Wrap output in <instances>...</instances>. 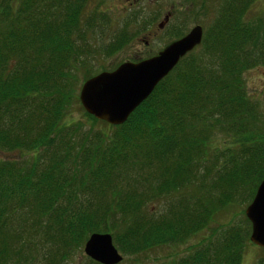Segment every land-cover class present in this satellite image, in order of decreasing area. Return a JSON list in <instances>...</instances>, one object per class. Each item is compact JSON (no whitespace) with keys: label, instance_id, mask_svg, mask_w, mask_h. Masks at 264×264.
<instances>
[{"label":"trees","instance_id":"trees-1","mask_svg":"<svg viewBox=\"0 0 264 264\" xmlns=\"http://www.w3.org/2000/svg\"><path fill=\"white\" fill-rule=\"evenodd\" d=\"M246 1L226 0L203 51L184 55L125 122L86 113L104 125L86 129L63 123L83 0H0V264H62L92 232L136 255L185 242L237 198L251 201L264 135L242 73L264 64V16L243 23ZM216 133L229 139L221 149ZM242 216L162 264H242Z\"/></svg>","mask_w":264,"mask_h":264},{"label":"rangeland","instance_id":"rangeland-1","mask_svg":"<svg viewBox=\"0 0 264 264\" xmlns=\"http://www.w3.org/2000/svg\"><path fill=\"white\" fill-rule=\"evenodd\" d=\"M225 2L226 0L209 2V14L203 21L199 18L196 20L186 19L181 22L178 20V22L176 21L177 24L180 23L178 24V31L171 34L167 27L157 36H152L150 45H146L144 39H148V36L141 30L142 26L145 27L146 25L145 20L130 19L131 17L123 13V9L114 6L115 2L113 0H83L79 18V34L81 37H78L79 48L83 52L80 54L78 64L72 62L74 70L71 76L74 91L72 99L67 103L63 123L71 126L74 123L79 124L81 122L86 129L94 123L89 119V116L86 114L87 112H85L79 101V91L83 80L101 71L113 70L124 61H138L156 54L172 40L183 36L194 25V21L202 24L204 37L209 29H211V25L215 19L222 15L220 12L223 11ZM246 2L247 7L244 11L243 23L254 22L259 17L264 16V0H248ZM158 22L159 20L154 21V23ZM203 49L204 44L200 43L193 49V55L200 54ZM242 77L247 96L251 101L256 103L259 113L257 119L254 120L253 129L257 131L261 130V134L264 135V64L249 67L243 71ZM94 126L96 129H104L102 122L94 123ZM106 129L110 130L108 127L105 128V131ZM228 143V137L220 133H216L211 142L212 146L217 147V149L223 148ZM16 154H19L18 158H20L22 154L26 157L30 153L21 152ZM5 155L4 151H0V159ZM219 167L220 162H216L213 167L214 171ZM163 202V199L154 200L147 204V208L150 211H157L160 209V203L162 205ZM249 202L244 203L237 198L236 201L231 202L228 206L217 212L206 227L185 242L162 244L136 255L123 254L117 248L123 255V260L117 264H162L184 256L214 229L218 231L225 225L232 222L236 223L242 219V210L246 208ZM33 241H36V239ZM263 256L264 249L256 245L254 246L249 241V244L244 249L242 264H257L259 258ZM85 257L86 255L82 246L80 252H74L62 264H81V261L82 264H86ZM21 264L26 263L22 262Z\"/></svg>","mask_w":264,"mask_h":264},{"label":"water","instance_id":"water-1","mask_svg":"<svg viewBox=\"0 0 264 264\" xmlns=\"http://www.w3.org/2000/svg\"><path fill=\"white\" fill-rule=\"evenodd\" d=\"M202 36V27L197 24L151 57L124 61L113 70L83 80L79 91L83 109L110 125L122 124L179 60L201 43ZM244 212L251 227L249 241L264 248V176ZM83 245L85 255L100 264H117L123 260L111 233L93 232Z\"/></svg>","mask_w":264,"mask_h":264},{"label":"flooded vegetation","instance_id":"flooded-vegetation-1","mask_svg":"<svg viewBox=\"0 0 264 264\" xmlns=\"http://www.w3.org/2000/svg\"><path fill=\"white\" fill-rule=\"evenodd\" d=\"M214 1L216 0H113L114 6L123 9V13L131 17L130 19L145 20L146 25L141 30L148 36V39H144L146 45H150L152 36H157L167 27L171 34L178 31V20L181 22L199 18L203 21L209 14V2ZM155 20L159 22L154 23ZM197 24L202 27L201 23L194 21V25Z\"/></svg>","mask_w":264,"mask_h":264}]
</instances>
